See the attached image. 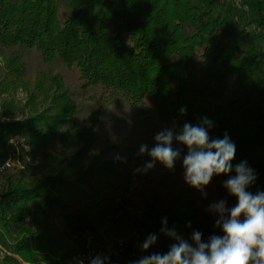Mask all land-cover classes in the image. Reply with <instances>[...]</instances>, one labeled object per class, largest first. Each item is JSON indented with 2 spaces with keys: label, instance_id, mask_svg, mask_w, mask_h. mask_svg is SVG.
Listing matches in <instances>:
<instances>
[{
  "label": "trees",
  "instance_id": "obj_1",
  "mask_svg": "<svg viewBox=\"0 0 264 264\" xmlns=\"http://www.w3.org/2000/svg\"><path fill=\"white\" fill-rule=\"evenodd\" d=\"M236 1L0 0V46L34 50L44 62L75 67L79 88L100 87L125 99L143 123V134L156 131L159 124L179 132L186 122L195 125L204 117L211 119L210 137L223 138L227 133L236 145L233 166L247 161L254 169L257 178L248 191L255 194L264 191V0ZM19 57L13 52L8 66L16 78L25 71ZM232 77L247 90L229 97ZM50 84L53 92L44 98L49 105L0 128V146L26 132L33 157L40 153L48 157L53 153L50 147L58 143L54 158L63 162L57 173L37 182H29L23 169L5 177L0 187V264H73V249L52 260L53 251L42 244L55 235L54 222L68 230L74 216L110 204L122 192L114 180L127 179L150 160L147 153L137 155L138 149L131 147L127 156L92 161L72 175L84 166L82 157L94 137L91 129L82 132L73 127L74 90L57 75L51 76ZM31 100L32 96L27 103ZM64 125L82 141L68 160ZM150 140L146 137L153 147ZM163 168L157 162L146 175ZM227 178L213 176L211 183L236 204L223 187ZM95 189L102 191L85 213L70 212L72 198L89 199ZM193 202L187 192L177 196L167 222L190 221V210L195 214L197 209ZM123 246L116 242L110 259ZM129 250L124 248L127 259L122 264L139 259L129 256Z\"/></svg>",
  "mask_w": 264,
  "mask_h": 264
},
{
  "label": "rangeland",
  "instance_id": "obj_2",
  "mask_svg": "<svg viewBox=\"0 0 264 264\" xmlns=\"http://www.w3.org/2000/svg\"><path fill=\"white\" fill-rule=\"evenodd\" d=\"M236 3L238 2L234 0V4ZM13 52H17L20 55L19 61L25 63V71L20 78L14 77L8 71ZM52 75H57L64 86L74 90L73 102L77 112L73 127L82 132L84 129H91L94 137L89 152L82 157L84 166L79 170L76 169L72 175L86 169L92 161H101L119 155L127 156L129 154L127 150L131 147L139 151L140 145L147 144L146 137H149L151 144H154V136L166 128L165 125L159 124L156 131L143 134V123L138 117L133 116V111L125 99L112 91L104 92L100 87L79 88L80 81L75 67H66L59 62L50 64L44 62L34 50H17L15 47L2 46H0V128L39 112L49 105V100L46 101L44 98L53 90L50 84ZM253 79L255 80L256 76ZM229 83V97L239 93L241 95L247 90L237 78H230ZM30 96L32 100L27 103ZM64 131L68 134L65 155L68 160L82 146V141L68 125L61 128V132ZM26 136V132L19 133L0 146V161L5 158L4 161L8 164L0 172V187L5 177L16 174L18 169H23V176L29 182H37L43 176L57 173L56 171L63 164L61 160L54 158L55 153L60 149L58 143L50 147L53 153L48 157H43L41 153L33 157L29 153V146L25 143ZM15 139L19 141L16 148L11 144ZM114 144L117 148H113ZM148 147L151 149L149 145ZM174 147L183 149L182 155L186 154L183 145L174 142ZM146 162L148 161H144L143 166ZM2 163L4 162H0V165ZM26 167L27 170H24ZM183 172L181 159L176 162L172 170L163 168L147 175L135 172L136 175H131L127 179H115L122 192L110 204L94 209L90 214L71 218L68 230L62 223L54 222L55 235L49 236L42 243L45 250L51 249L52 260H57L61 253L73 249L71 256L73 264H79L80 261L89 264V256L109 253L111 248H115L116 242H122L124 244L122 250H118L114 259H110V264H122L127 259L123 252L125 247L130 249L129 256L140 258L144 252L139 245L146 239L148 233L159 234L162 219L168 218L170 213L175 211L172 209V203L177 196L184 195V192L189 193L190 199L194 201L193 204L197 207L195 214L190 210L192 215L190 221L182 225L167 222L168 226L174 225L189 241L193 230H200L204 239L212 234L222 235L220 229L214 227L217 217L209 213L207 207L214 201L225 199L224 196L210 182L205 188L207 197L203 198L197 190L185 184ZM101 191L95 189L91 197L83 201L72 198L70 203L73 207L70 212L76 213L78 209H82L85 213L90 203L95 202L96 193ZM234 205L233 202H228V206ZM26 222H29L28 218ZM56 233H59L58 238ZM88 237L89 244H87ZM173 242L159 234L157 243L146 252L166 253Z\"/></svg>",
  "mask_w": 264,
  "mask_h": 264
},
{
  "label": "clouds",
  "instance_id": "obj_3",
  "mask_svg": "<svg viewBox=\"0 0 264 264\" xmlns=\"http://www.w3.org/2000/svg\"><path fill=\"white\" fill-rule=\"evenodd\" d=\"M180 113H186V108L182 107ZM213 127L214 122L204 117L195 125L184 123L179 132L174 128L162 129L154 136L151 149L147 144L140 145L137 155L147 153L150 160L135 172L147 173L157 162L172 170L182 159L185 184L203 198L207 197L205 188L213 176H227L223 187L236 198V204L230 207L226 199H220L207 207V211L217 217L214 227L220 229L222 235L212 234L204 239L200 230H193L190 242L174 225L169 227L164 217L159 234L174 242L166 253L142 255L133 264H264V191L255 194L248 191L257 178L254 169L247 161L233 166L235 143L227 133L223 138H211L209 130ZM174 142L183 145L186 154L182 155L183 149L174 147ZM159 234H149L139 245L141 251L146 252L154 246ZM88 261L89 264H110V254L89 256Z\"/></svg>",
  "mask_w": 264,
  "mask_h": 264
},
{
  "label": "built area",
  "instance_id": "obj_4",
  "mask_svg": "<svg viewBox=\"0 0 264 264\" xmlns=\"http://www.w3.org/2000/svg\"><path fill=\"white\" fill-rule=\"evenodd\" d=\"M11 144H13L14 147L16 148L17 145L19 144L18 139H15ZM7 166H8L7 162L4 161V163H2V164L0 165V172L3 171ZM89 243H90V241H89V237H88V239H87V244H89ZM118 244L121 245V242H118ZM113 249H115V248H111V249H110L109 254H110V253H115V250H113ZM97 254H100V253H97Z\"/></svg>",
  "mask_w": 264,
  "mask_h": 264
}]
</instances>
